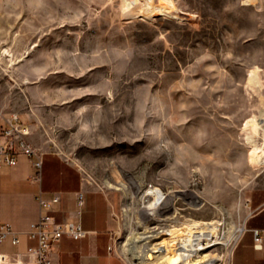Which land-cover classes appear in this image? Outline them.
<instances>
[{
  "label": "rangeland",
  "instance_id": "rangeland-1",
  "mask_svg": "<svg viewBox=\"0 0 264 264\" xmlns=\"http://www.w3.org/2000/svg\"><path fill=\"white\" fill-rule=\"evenodd\" d=\"M166 2L173 15L149 14L147 0H0V103L117 194L113 241L128 264L143 227L204 220L223 234L199 254L230 264V230L264 197L245 126L264 110V0ZM153 187L163 215L140 201Z\"/></svg>",
  "mask_w": 264,
  "mask_h": 264
},
{
  "label": "crops",
  "instance_id": "crops-1",
  "mask_svg": "<svg viewBox=\"0 0 264 264\" xmlns=\"http://www.w3.org/2000/svg\"><path fill=\"white\" fill-rule=\"evenodd\" d=\"M13 113L0 103V129L8 125ZM32 128V127H31ZM28 139L43 151V171L40 181L34 180L33 164L27 154H18L16 164L0 167V227L9 224L19 237L13 245L9 234L1 248L8 252H25L38 244L29 235L32 224L42 213L51 212L58 219L81 221L88 234L74 238L64 234L54 245L53 264H128L117 250H110L119 227L117 194L89 184L79 167L62 153L46 149L31 132ZM86 193V206L79 217L76 213L77 192ZM60 194L61 200L51 210L42 208L39 196L51 199ZM251 210L245 227L233 248L230 264H264V243H254V228H264V197L250 199Z\"/></svg>",
  "mask_w": 264,
  "mask_h": 264
},
{
  "label": "bare ground",
  "instance_id": "bare-ground-1",
  "mask_svg": "<svg viewBox=\"0 0 264 264\" xmlns=\"http://www.w3.org/2000/svg\"><path fill=\"white\" fill-rule=\"evenodd\" d=\"M147 1L149 14L173 15L172 10L175 9L174 4L170 5L166 0H163L160 4L155 3L154 0ZM5 53L8 54V51L5 50ZM257 74V71L252 72L251 78ZM245 126L247 127L248 142L257 148H261L260 157L264 161V143L261 147L257 145V136L260 135L261 130H264V110L259 116L249 118ZM106 181L112 186L109 180ZM126 183L125 181H121V186L116 187L128 190L129 186ZM147 195H152L154 198L152 199L153 201L143 196L140 197V201L143 203V207L152 208L154 212L149 214H165V210L164 212L160 210L166 198L162 189L157 187L150 188ZM220 210L222 213H225L226 208L221 206ZM175 217L176 215L167 216L164 220L174 218L177 221ZM221 225V221L204 220L192 225L159 223L147 228L143 227L140 233L135 232L130 236L124 245V250L129 252L135 259H138V264H217L216 254L206 252L201 255L199 252L206 250L219 241L223 234ZM242 230L243 227H234L230 230L231 236L235 237Z\"/></svg>",
  "mask_w": 264,
  "mask_h": 264
},
{
  "label": "built area",
  "instance_id": "built-area-1",
  "mask_svg": "<svg viewBox=\"0 0 264 264\" xmlns=\"http://www.w3.org/2000/svg\"><path fill=\"white\" fill-rule=\"evenodd\" d=\"M31 133L30 125L23 122L17 114H13L8 125L0 129V167L3 164L13 165L18 161V154L23 153L31 157L34 172L33 179L40 181L43 171V151L34 145L28 135ZM42 208L51 210L54 204L61 200L60 194H55L51 199L39 196ZM86 206V193L84 190L77 192L76 213L80 217ZM31 237L37 238L38 244L31 246L25 252H8L1 248L2 242L9 234L12 235L13 245L19 243V237L9 224L0 227V264H53L52 253L54 245L59 242L64 234L74 238L84 237L88 230L81 221L71 218L58 219L51 212L42 213L39 219L32 224L29 230ZM254 243L261 246L264 243V228H254ZM110 250H116L115 244L110 245Z\"/></svg>",
  "mask_w": 264,
  "mask_h": 264
}]
</instances>
